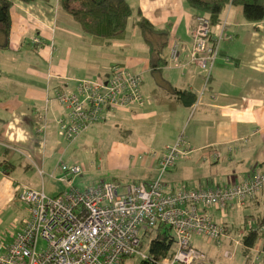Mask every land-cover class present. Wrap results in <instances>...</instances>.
Segmentation results:
<instances>
[{
    "label": "crops",
    "instance_id": "crops-1",
    "mask_svg": "<svg viewBox=\"0 0 264 264\" xmlns=\"http://www.w3.org/2000/svg\"><path fill=\"white\" fill-rule=\"evenodd\" d=\"M126 1L135 13L129 19L125 36L121 40H111L112 43L97 42L93 37L85 36L72 16L59 8L58 0L51 4L42 0L28 3L16 0L13 3L9 47L0 49V235L3 234L1 239L5 242L14 240L30 215L28 206L18 196L20 190L24 186L45 190V177L61 181L58 174L66 162L60 161L68 154L64 150L65 142L77 140L92 127H101V122L95 123L79 135L67 137L59 120H67L70 110L56 98L57 90L69 94L79 92L81 81L100 79L109 73L112 65L108 64L107 56L113 54L106 46H129L130 49L133 46L130 36L135 32L141 35L139 39H143L140 43L144 44V49L138 54L124 53L111 63H124L142 76L152 73L155 94L153 99H148V105L152 104L154 108L148 111L142 106L117 109L110 115L114 126L122 136L132 135L131 127L139 126L144 128L147 136L149 129L170 124L163 119H175L171 113L178 116L184 112L183 119L174 124L171 140L160 143L152 138L149 144L156 147L150 145L149 148L141 139L138 141L137 150L146 152L142 164H147L151 157L147 168L154 167L159 171V157L153 152L160 155L179 136L185 135L187 155H180L172 170L169 169L174 175L169 178V190L176 189L173 181L180 180L184 171L192 169L208 171L212 168L224 173L227 181L223 179L220 186L242 182L251 172L264 170V20H248L243 5L230 3L224 8L219 22L211 26V36L219 44L212 79L204 96H199L187 107L175 97L173 87L199 95L206 79L205 72L191 61L190 55L194 47L195 11L187 0ZM140 16L147 18L155 28L170 33L168 44L162 49V56L167 60L163 69L170 70L166 76L162 71H153L150 65V44L136 25ZM35 37L40 42H36ZM164 39L158 35L153 40L159 43ZM173 46L179 48L177 62L171 58ZM90 57L93 64L97 58L104 60V65L94 69L92 64L88 68ZM162 104L167 105L166 110L157 108ZM187 110H191L188 115ZM15 144L30 146V154H25ZM208 158L212 166L202 167ZM214 164L219 168H214ZM102 166L96 165L97 172ZM249 167L250 173L247 172ZM140 181L151 182L152 179ZM205 182L216 186L209 180ZM197 185H203V182L197 180L189 186ZM263 195L264 189L245 205L228 206L225 211L229 209L233 215L242 208L245 214L262 213L260 198ZM8 207L14 209V226L17 223L18 227L2 228ZM208 211L215 219L213 211L209 208ZM219 220L226 219L220 216ZM225 241L226 245L230 244L229 238Z\"/></svg>",
    "mask_w": 264,
    "mask_h": 264
},
{
    "label": "built area",
    "instance_id": "built-area-1",
    "mask_svg": "<svg viewBox=\"0 0 264 264\" xmlns=\"http://www.w3.org/2000/svg\"><path fill=\"white\" fill-rule=\"evenodd\" d=\"M211 26L210 17L199 14L192 30L191 61L206 74L200 97L212 79L219 55ZM34 40L40 42L38 37ZM178 50V46L171 50L176 62ZM142 81L141 75L130 72L124 63H115L107 78L81 81L79 92L57 90L56 98L70 110L67 120H59L62 131L72 138L105 121L112 113L110 107L143 106ZM185 143V135H181L160 155L153 152L159 157L160 173L149 183L102 182L84 188L73 183V176L82 175L83 168L64 163L61 170L66 176L62 180L69 185L60 193L51 196L45 190L24 186L18 196L30 215L12 242L0 239V264H125L126 258L149 259L145 231L157 224L172 228L177 244L174 255L159 264H210L193 237L202 234L220 243L227 237L226 228L209 214H201L197 204L221 209L244 205L264 188V171L242 183L167 192L162 177L180 155H187ZM42 239L46 245L39 248ZM239 242L242 244L240 239L236 241ZM234 254L232 250L225 252L231 260Z\"/></svg>",
    "mask_w": 264,
    "mask_h": 264
},
{
    "label": "rangeland",
    "instance_id": "rangeland-1",
    "mask_svg": "<svg viewBox=\"0 0 264 264\" xmlns=\"http://www.w3.org/2000/svg\"><path fill=\"white\" fill-rule=\"evenodd\" d=\"M59 36H62V34L59 33ZM140 36L141 35L138 32L132 33L130 37H132L133 46L130 49L129 46H106V48L113 54L107 56L108 64H111L113 66L115 62H111L119 60L121 55H123L124 53L131 52L138 54V51L143 50L144 48L142 46H144V44H141L140 42L144 41L143 39L140 41ZM106 43H112V41H107ZM92 64L93 62L90 57L88 58V68H91ZM102 65H104V60L95 58L93 64L94 69L95 67ZM129 69L130 72L134 73L131 68ZM168 72H170L169 69L164 68L162 70V74L165 76ZM99 73H102V71H100ZM109 73L105 74L104 76H109ZM141 77L143 80L142 92L145 99V104L142 107H144V111H148V109H150L151 107L154 108V105H148V99H153V95L155 94V91L152 88V86L154 85V78L151 72L144 73L143 76L141 75ZM133 107L141 108V106L139 105H134ZM157 108L159 110H166L167 105L162 104L159 105ZM190 111L191 110H187V115L190 114ZM171 114H173V117L175 118L172 121L171 119H163L168 122H171L170 124L155 126L154 129H149L150 135L147 134V136L145 135L146 133L144 131V128L140 129L139 126L135 127L134 125L131 127L133 132L132 135L129 134L128 136H122L120 130L116 126H114V119L111 120V117L109 116L105 121L101 122L102 124L100 122L97 123L101 124V127L95 126L86 130L87 132L84 134V136L72 142L68 140L69 146L68 143L65 142L64 150H66L68 154L60 162L73 164L72 161H77L78 163H81L79 165L82 168L84 167L83 164L85 165L83 175L73 176L74 185L84 188H88L92 185H95L99 180L121 181L122 184H128L130 182H138L142 179H156L159 176L160 172L158 170L156 171L154 167L153 169L147 168L150 164V156H148L150 157L148 163L145 165L142 164L143 156L146 154V152H143L142 150H137V147L139 146L138 141L141 139L146 144L147 148H149L152 147L150 145L155 146V144H149L152 138L158 139L160 143H162L163 141L171 140L173 137L171 133L175 128L174 124L178 123L180 119H183L184 112L179 113L178 116L175 113ZM15 146L21 151H23L25 154H30L28 150L30 146L20 144H15ZM11 152L18 153L12 150ZM209 160L210 158H208L201 166H212ZM94 162L96 163L94 164ZM96 165H103L99 172H97L96 170ZM213 167L216 169L219 168L217 164H214ZM198 169L200 168L189 170L192 173H188L189 171H184L180 180L173 181V187L176 188L175 191L181 190V188L185 187L191 188L192 186L188 185L196 184L197 180H201L203 182V185H207L205 182L207 180H209V183H213V185H222L223 179L226 180V178L224 177V173L215 172L212 168L208 171H197ZM170 170H172V168ZM170 170L166 171L162 177L164 184H166L165 186L167 191H170L168 188L171 187V185H169V178H174V175L170 174ZM249 171L250 167L247 172ZM87 174L89 176L84 178ZM58 175L61 181L45 177V192L48 195L54 196L58 194V192L63 190L65 187H68V182L62 180V178L66 176L65 172L61 171V173ZM120 190L122 191L123 188L121 187ZM260 200L262 203L261 209L264 211V195L260 198ZM16 204L20 205V203L18 202H16ZM213 207L214 206L209 207V209L213 211V214L215 215V220L221 221L219 219L220 216H222L225 217L226 221H228L231 226H234V228H240L242 226L244 215L246 213L244 209L241 208L237 210L233 215H231V211H229V209H227L228 211H225V209H221L219 211L217 207ZM15 220L16 216H14V209L12 207H8L6 214L3 218L4 223L2 224V228H11L12 225L14 226ZM16 224L17 223H15V226ZM1 237H4L3 234L0 235V239ZM234 237V239H237L235 241L233 239L234 243H231L230 239L228 241L231 245H226V241H222L221 244H217L216 242L208 241L204 237L199 235H195L193 237V241L195 245L201 247L204 251H206L210 259V264H246V256H244L242 253L241 243H236V241H239V238L241 236L238 235V233H235ZM2 240H4V238H2ZM260 243V241H257V244L255 245L252 251V257L257 262L262 261ZM45 245L46 241L44 239L40 240L39 248L44 247ZM227 250H232L233 252H235L234 258L232 260L225 256V252ZM131 262H134V260H130L129 264H131Z\"/></svg>",
    "mask_w": 264,
    "mask_h": 264
},
{
    "label": "trees",
    "instance_id": "trees-1",
    "mask_svg": "<svg viewBox=\"0 0 264 264\" xmlns=\"http://www.w3.org/2000/svg\"><path fill=\"white\" fill-rule=\"evenodd\" d=\"M15 1L16 0H0V49H7L9 47L12 24L11 8ZM20 1L28 3L36 0ZM42 1L51 4L53 0ZM187 2L195 11L196 15L205 14L209 16L211 24L219 22L224 8L230 3L236 5H243L245 17L248 20H264V0H187ZM58 4L61 10L67 12L72 16L75 22L80 26L85 36L93 37L95 41L103 43L111 40H121L127 32L129 19L135 13L134 8L126 0H58ZM136 25L139 26L141 32L143 33V36L150 44V65L153 71L161 72L163 67L167 64V60L162 56V49L168 44L167 39L169 38L170 33L167 30H159L155 28L153 24L144 16H140L139 19H137ZM158 35H161L163 38H165L163 42L157 43L153 40L154 37ZM107 77L108 76H104V78ZM173 92L179 102L187 107L192 106L199 98L198 94L187 89L173 87ZM117 109L120 108L110 107L109 111L113 112ZM262 171L264 170L251 173L249 172L250 174H248L247 178L244 179L242 182L254 178L257 173ZM102 182H113L118 185H124L120 184L121 181L110 180H99L95 185L101 184ZM140 182L144 181H138L133 183ZM200 186L216 188L220 185ZM198 187L199 186H195L191 188ZM172 191H175V189L167 192ZM257 195H255L253 198H255ZM197 207L201 214H209L210 216H212L213 220L216 223H219L220 225H223L226 228L227 237L224 236L222 241H225V239L229 238L232 243V235L238 233V235L241 236L239 239L242 242V253L244 256H246V264H264V211L258 214L254 212L245 214L242 226L240 228H234V226L228 225L226 220H215L214 216L208 211V208L212 206L198 203ZM218 210L220 211L221 208H218ZM249 222L251 223V225L248 227ZM145 234L148 243L147 252L150 258L143 260H134L126 258L124 260L125 264H129L130 260H134V262H131V264H159V262L162 261L164 258L170 257L176 252V239L174 237L172 228H170L166 224H157L152 228L146 230ZM199 236L204 237L208 241L216 242L217 244L222 243V241L219 243V241L210 240L207 236L202 234H200ZM257 241L261 242V262H257L252 257V251L255 245L257 244ZM195 246L198 247L197 245ZM198 248L203 250L201 247ZM204 252L206 253V251ZM209 260L210 259L208 256V261Z\"/></svg>",
    "mask_w": 264,
    "mask_h": 264
}]
</instances>
